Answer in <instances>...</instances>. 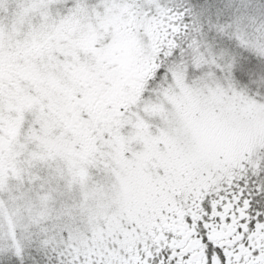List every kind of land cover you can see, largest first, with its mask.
Instances as JSON below:
<instances>
[{
    "label": "snow or ice",
    "instance_id": "obj_1",
    "mask_svg": "<svg viewBox=\"0 0 264 264\" xmlns=\"http://www.w3.org/2000/svg\"><path fill=\"white\" fill-rule=\"evenodd\" d=\"M0 264H264V0H0Z\"/></svg>",
    "mask_w": 264,
    "mask_h": 264
}]
</instances>
